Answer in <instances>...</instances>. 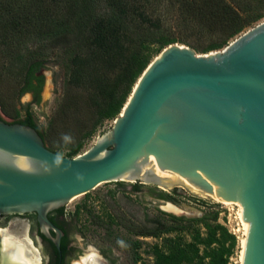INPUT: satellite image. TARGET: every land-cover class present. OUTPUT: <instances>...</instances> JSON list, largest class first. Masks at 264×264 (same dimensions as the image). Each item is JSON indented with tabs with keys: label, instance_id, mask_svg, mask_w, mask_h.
<instances>
[{
	"label": "water",
	"instance_id": "1",
	"mask_svg": "<svg viewBox=\"0 0 264 264\" xmlns=\"http://www.w3.org/2000/svg\"><path fill=\"white\" fill-rule=\"evenodd\" d=\"M112 182L231 207L248 232L242 264H264V21L209 54L166 47L77 157L0 115V215L36 213L45 225Z\"/></svg>",
	"mask_w": 264,
	"mask_h": 264
},
{
	"label": "trees",
	"instance_id": "2",
	"mask_svg": "<svg viewBox=\"0 0 264 264\" xmlns=\"http://www.w3.org/2000/svg\"><path fill=\"white\" fill-rule=\"evenodd\" d=\"M263 10L264 0H0V44L16 50L15 64L24 72L20 97L32 92L37 103L44 86L38 73L51 52L65 53L69 82L91 93L98 128L122 113L139 79L166 47L197 37L210 43L193 46L196 51L222 50L262 21ZM16 123L33 127L44 139L29 111ZM83 148L77 144L68 157ZM163 214L175 224L149 235L184 231L182 222H201L205 233L194 229L191 242L167 238L163 247H154L153 264H231L239 241L219 222V212L199 220ZM140 258L137 253L135 262Z\"/></svg>",
	"mask_w": 264,
	"mask_h": 264
},
{
	"label": "rangeland",
	"instance_id": "3",
	"mask_svg": "<svg viewBox=\"0 0 264 264\" xmlns=\"http://www.w3.org/2000/svg\"><path fill=\"white\" fill-rule=\"evenodd\" d=\"M186 40L190 44H176L193 49L210 43L207 38L201 42L197 37ZM28 47L34 46L29 43ZM15 59L16 50L0 44V115L5 121L20 122L29 111L42 128L46 146L65 157L79 143L84 144L82 154L104 129L114 125L115 120L110 119L95 128L99 115L91 93L70 84L65 53L51 52L44 68L38 73L44 82L40 103L36 102L32 93L20 97L24 72L16 66ZM161 194L166 199H161ZM163 201L182 208L183 212L178 214L165 210L166 203ZM65 209L68 214L75 215L80 231L78 243L95 249L104 264H153L154 247H163L167 238L179 236L191 242L194 229L199 228L205 233L201 222H182L187 227L184 231L161 234L160 237L149 235L175 224L164 212L188 220H199L206 214L219 212V222L239 241L231 264H241L244 226L233 209L223 204L125 182H112L103 183L87 195L71 200ZM15 224L16 220H12L7 229L19 232ZM137 253L141 258L136 263Z\"/></svg>",
	"mask_w": 264,
	"mask_h": 264
},
{
	"label": "flooded vegetation",
	"instance_id": "4",
	"mask_svg": "<svg viewBox=\"0 0 264 264\" xmlns=\"http://www.w3.org/2000/svg\"><path fill=\"white\" fill-rule=\"evenodd\" d=\"M12 220H16L19 232L7 229ZM48 220L49 223L43 225L36 213L0 215V264L29 263L8 256L3 245L5 239L28 242L36 259L35 264H85L93 250L78 243L77 235L80 231L75 215L68 214L64 207L50 212Z\"/></svg>",
	"mask_w": 264,
	"mask_h": 264
},
{
	"label": "bare ground",
	"instance_id": "5",
	"mask_svg": "<svg viewBox=\"0 0 264 264\" xmlns=\"http://www.w3.org/2000/svg\"><path fill=\"white\" fill-rule=\"evenodd\" d=\"M164 209L169 211V212H173V213H181L183 212L182 208L173 205L172 203H166V206H164ZM244 226V224H243ZM247 228L244 226V235L243 238L241 239V254H240V262L242 264L243 261V255H244V249H245V245H246V237H247ZM13 240V239H12ZM12 240H4V249H6V254L10 257L13 258H17L18 259H22V261H25L24 263H28V264H35V260L33 257V250L30 247L29 243L26 241H22V240H16V241H12ZM85 259V257L83 258ZM102 257L100 256V254L93 249V252L91 253V255L85 260V262L87 264H104L101 261ZM21 261V260H20ZM83 263V262H82ZM85 263V264H86Z\"/></svg>",
	"mask_w": 264,
	"mask_h": 264
}]
</instances>
